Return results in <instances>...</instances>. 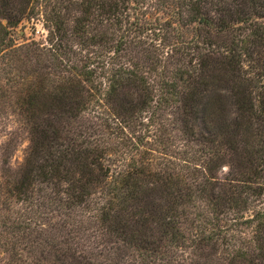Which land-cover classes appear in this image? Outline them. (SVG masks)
I'll list each match as a JSON object with an SVG mask.
<instances>
[{
    "label": "trees",
    "instance_id": "1",
    "mask_svg": "<svg viewBox=\"0 0 264 264\" xmlns=\"http://www.w3.org/2000/svg\"><path fill=\"white\" fill-rule=\"evenodd\" d=\"M0 118V264H264V0H0Z\"/></svg>",
    "mask_w": 264,
    "mask_h": 264
},
{
    "label": "rangeland",
    "instance_id": "2",
    "mask_svg": "<svg viewBox=\"0 0 264 264\" xmlns=\"http://www.w3.org/2000/svg\"><path fill=\"white\" fill-rule=\"evenodd\" d=\"M17 33L19 34L18 41L30 40L31 38H34L36 41L41 42L44 41L46 35V31L42 27L38 18L25 21L17 28ZM13 124L14 123L11 119L0 118V144L10 137V132L13 133L11 135L12 140L9 141L11 142V156L9 160L11 165L18 166L22 162L28 141L26 132L21 128L15 129Z\"/></svg>",
    "mask_w": 264,
    "mask_h": 264
},
{
    "label": "built area",
    "instance_id": "3",
    "mask_svg": "<svg viewBox=\"0 0 264 264\" xmlns=\"http://www.w3.org/2000/svg\"><path fill=\"white\" fill-rule=\"evenodd\" d=\"M38 32V31H37Z\"/></svg>",
    "mask_w": 264,
    "mask_h": 264
}]
</instances>
